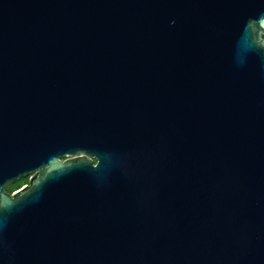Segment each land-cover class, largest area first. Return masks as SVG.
<instances>
[{"label": "water", "instance_id": "water-1", "mask_svg": "<svg viewBox=\"0 0 264 264\" xmlns=\"http://www.w3.org/2000/svg\"><path fill=\"white\" fill-rule=\"evenodd\" d=\"M0 264H264V0H0Z\"/></svg>", "mask_w": 264, "mask_h": 264}, {"label": "flooded vegetation", "instance_id": "flooded-vegetation-1", "mask_svg": "<svg viewBox=\"0 0 264 264\" xmlns=\"http://www.w3.org/2000/svg\"><path fill=\"white\" fill-rule=\"evenodd\" d=\"M63 158V157H62ZM28 177L29 176H25L20 178L19 180H16L14 183L5 186V190L8 194L12 195L14 194L16 191H18L24 184H28ZM21 181H24L23 183H20Z\"/></svg>", "mask_w": 264, "mask_h": 264}, {"label": "rangeland", "instance_id": "rangeland-1", "mask_svg": "<svg viewBox=\"0 0 264 264\" xmlns=\"http://www.w3.org/2000/svg\"><path fill=\"white\" fill-rule=\"evenodd\" d=\"M24 181H21L20 183H23Z\"/></svg>", "mask_w": 264, "mask_h": 264}]
</instances>
